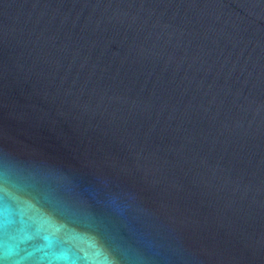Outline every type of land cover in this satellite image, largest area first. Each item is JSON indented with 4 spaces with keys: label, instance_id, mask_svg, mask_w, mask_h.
I'll use <instances>...</instances> for the list:
<instances>
[{
    "label": "water",
    "instance_id": "1",
    "mask_svg": "<svg viewBox=\"0 0 264 264\" xmlns=\"http://www.w3.org/2000/svg\"><path fill=\"white\" fill-rule=\"evenodd\" d=\"M0 264H264V0H0Z\"/></svg>",
    "mask_w": 264,
    "mask_h": 264
}]
</instances>
